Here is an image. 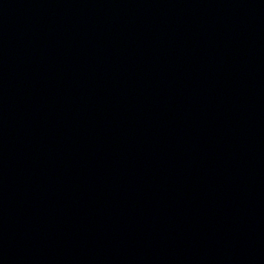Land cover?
<instances>
[{
	"label": "water",
	"instance_id": "95a60500",
	"mask_svg": "<svg viewBox=\"0 0 264 264\" xmlns=\"http://www.w3.org/2000/svg\"><path fill=\"white\" fill-rule=\"evenodd\" d=\"M0 264H264V0H0Z\"/></svg>",
	"mask_w": 264,
	"mask_h": 264
}]
</instances>
